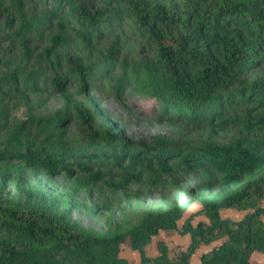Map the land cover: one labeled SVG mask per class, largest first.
<instances>
[{
	"label": "trees",
	"instance_id": "16d2710c",
	"mask_svg": "<svg viewBox=\"0 0 264 264\" xmlns=\"http://www.w3.org/2000/svg\"><path fill=\"white\" fill-rule=\"evenodd\" d=\"M54 2L67 7L66 15L82 42L89 43L104 33L108 11L117 20H128L155 48L156 66H148L146 73L150 92L160 107L194 120L200 118L210 126L212 136L223 128V109L236 102L227 92L264 51V0H101L105 6L95 10L76 0ZM24 27L31 29L29 20H25ZM60 37L58 41L63 40ZM48 59L53 66L61 60L58 51ZM73 59L88 81L89 69L81 58ZM56 80L66 106L75 110L90 130L86 147L81 152H56L46 143L38 147L28 143L16 158L70 174L74 167L93 181L103 177L90 171L92 159L109 158L117 166L127 161L139 168L135 174L138 181L142 180V169L171 174L179 164L217 176L224 190L206 186L193 192L188 200L167 206L141 202L143 214L136 223L111 219L105 231L92 232L71 220L77 203L65 194L17 179V187L26 197L24 202L0 195V264H134L120 255L123 244L139 252V264H191L192 255L202 244L218 239H223L219 245L202 253V264H255L253 254L264 253V138L249 134L264 127V77L254 80L250 90L237 93L242 103L255 104L261 111L254 120L247 121L253 126L247 130L249 134L226 143L210 140L191 151L169 150L165 143L130 140L93 96H89L91 111L64 79ZM87 83L91 93L94 84L90 80ZM112 89L121 95L120 84H113ZM207 105L212 106L209 112L197 114ZM92 112L100 115L102 124L96 125ZM4 157L0 153V158ZM0 178L5 181L10 175L0 168ZM79 182L87 185L81 179ZM194 203L201 208L179 226ZM224 208L245 213L234 220L222 217L220 211ZM199 213L208 222L194 224V216ZM161 231L189 234V244L186 248H170L160 236ZM153 237L157 239L158 254L149 256L147 246Z\"/></svg>",
	"mask_w": 264,
	"mask_h": 264
},
{
	"label": "rangeland",
	"instance_id": "374dc122",
	"mask_svg": "<svg viewBox=\"0 0 264 264\" xmlns=\"http://www.w3.org/2000/svg\"><path fill=\"white\" fill-rule=\"evenodd\" d=\"M76 1L91 10L105 6L101 0ZM60 6L54 0H0V153L5 156L0 158V168L10 175L5 181L0 178V195L13 202H24L26 197L18 189L17 179L65 194L77 203L71 220L97 232L105 231L111 219L124 224L139 221L143 214L141 202L167 206L177 200H188L193 192L204 190L206 186L223 191L217 176L179 164L171 174H153L142 169L143 177L138 181L135 174L139 168L131 167L127 161L117 166L109 158L92 159L90 171L103 177L93 181L74 167L70 174L63 169L49 170L16 158L28 143H33L34 147L46 143L56 152H81L86 147L90 130L75 110L66 106L61 89L56 85L57 78L64 79L75 97L84 101L91 111L89 96H93L130 140L165 143L167 149L174 151H191L210 140L226 143L239 139L253 127L247 121L254 120L261 112L255 104L242 103L237 93L241 89L250 90L254 80L264 77V51L227 92L236 102L223 109V128L212 136L210 126L200 118L194 120L160 107L150 92L146 73L148 66H156L155 48L146 36L126 22L128 20H117L116 15L108 11L104 33L96 35L89 43L82 42L76 37V26L66 15L67 7ZM25 20H29L30 30L25 29ZM58 36L63 40L58 41ZM53 51H58L61 58L54 66L48 59ZM74 57L81 58V63L89 69V80L94 84L91 93L88 92L89 80L77 70ZM108 68L110 71L106 72ZM113 84L122 86L121 95L112 89ZM211 107L207 105L197 114L209 112ZM92 113L96 125L102 124L100 115ZM249 135L264 138V127ZM79 179L87 185L81 184ZM199 208L197 203L192 204L184 218ZM243 214L230 211L228 216L240 218ZM200 219L202 216L195 215L193 223ZM167 241L171 248L188 244L180 235ZM214 245L203 247L202 251ZM123 249L122 254L137 260L138 255ZM149 249L154 251L153 247ZM199 251L200 248L197 253ZM193 260L196 261L197 256ZM262 261L264 256L253 258L255 264Z\"/></svg>",
	"mask_w": 264,
	"mask_h": 264
},
{
	"label": "crops",
	"instance_id": "0c3cea01",
	"mask_svg": "<svg viewBox=\"0 0 264 264\" xmlns=\"http://www.w3.org/2000/svg\"><path fill=\"white\" fill-rule=\"evenodd\" d=\"M263 204H264V200H263ZM197 205L198 206H200L198 203H197ZM200 208H201V206H200ZM199 208V209H200ZM198 209V210H199ZM197 210V211H198ZM227 210V211H226ZM224 211H226L227 213H226V215L224 214L223 215V213H224ZM230 211H238V212H244L245 213V211H241V210H238V209H236V208H224V209H221V211H220V213H221V215H222V217H230V218H232L231 216H228V213L230 212ZM186 213V212H185ZM193 213V212H192ZM198 216H202V219H200V220H202V221H205V222H208V219L206 218V216H204L203 214H197ZM244 215V214H243ZM243 215L240 217V218H242L243 217ZM183 218H184V216H183ZM182 218V219H183ZM240 218H232V219H234V220H238V219H240ZM181 219V220H182ZM200 220H198V221H200ZM183 221V220H182ZM181 225V223L179 222V226ZM176 235H180V236H182V237H184L187 241H188V244H189V241H190V235L189 234H186V235H181V234H179V233H173V234H167L166 232H164V231H161L160 232V236L162 237V238H164L165 239V241L167 242V244L169 245V242L167 241V238H171V237H174V236H176ZM222 240L223 239H218V240H216V241H213L212 243H213V245H214V243H217V244H215L214 246H217V245H219L221 242H222ZM217 241H220V242H217ZM212 243H210V244H212ZM187 244V245H188ZM210 244H202L199 248H200V251L197 253V250L199 249H197L196 251H195V253L192 255V257H191V264H202L201 263V259H200V257H201V255H202V253H204V252H208V251H210L212 248H210V249H207V250H204V251H202V249H203V247H207V246H209ZM127 248V250H129L131 253H133V254H135V255H138V258H137V260L135 259V258H130V257H128V256H126V255H124V254H122V251L124 250L123 248ZM150 247H153L154 248V251L153 252H151L150 251ZM170 247V246H169ZM182 247V246H181ZM187 247V246H186ZM186 247H182V248H186ZM171 248V247H170ZM147 253H148V255L149 256H155V255H157L158 254V248H157V239H156V237H153V239L151 240V242L149 243V245L147 246ZM120 255L121 256H123V257H126V258H128L129 260H131L134 264H139L140 263V254H139V252L137 251V250H132L131 248H129L126 244H123L122 245V249H121V251H120ZM256 255H259V256H264V253H261V252H255L254 254H253V256H252V259L256 256ZM194 256H197V260L195 261V260H193V257ZM260 263V262H259Z\"/></svg>",
	"mask_w": 264,
	"mask_h": 264
}]
</instances>
